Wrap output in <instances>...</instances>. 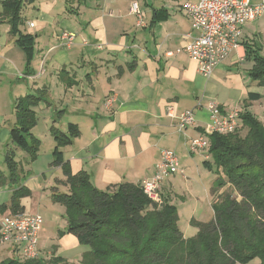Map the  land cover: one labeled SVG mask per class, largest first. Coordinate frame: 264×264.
I'll return each instance as SVG.
<instances>
[{
    "label": "crops",
    "instance_id": "0c3cea01",
    "mask_svg": "<svg viewBox=\"0 0 264 264\" xmlns=\"http://www.w3.org/2000/svg\"><path fill=\"white\" fill-rule=\"evenodd\" d=\"M132 2H137L143 14V28L136 26V17L129 11ZM197 2L33 0L23 6L19 26L22 34L33 38L28 64L24 51L10 34L8 20L0 18V147L16 149L10 144L16 104L25 96L37 97L31 107L35 124L30 133L39 146L34 160L25 154V170L32 168L27 175L37 167L45 144L53 153L54 135L61 133L70 139L59 147L69 171L84 172L93 187L104 191L120 183L139 185L150 179L164 149L175 153L179 168L183 160L184 170L192 161L196 163L199 154L209 159L207 150L192 152L190 143L211 122L207 109L210 103L217 104L222 113H243L246 107L261 121L252 112L254 102L247 100L252 88L239 71L232 72L246 64L245 25L240 46L209 78L199 74L196 63L185 53L166 55L186 44V34H199L191 28L183 9L185 4ZM64 32L74 36L69 48L61 40ZM85 42L87 45H83ZM262 97L259 101L264 100ZM108 98H112L110 104L106 103ZM185 111L193 112L194 122L180 132L178 117ZM39 122L44 123L47 134L39 132ZM69 124L76 127L77 133L69 131ZM49 168L54 174L46 186H41L35 175L26 181L22 175L17 188L13 187L16 184H8L10 199L22 186L30 191L29 197L19 201L22 212H26L24 202L31 201L41 187L68 191L62 167ZM160 192L166 198L164 184ZM10 199L0 205V219L18 213L9 209Z\"/></svg>",
    "mask_w": 264,
    "mask_h": 264
},
{
    "label": "trees",
    "instance_id": "16d2710c",
    "mask_svg": "<svg viewBox=\"0 0 264 264\" xmlns=\"http://www.w3.org/2000/svg\"><path fill=\"white\" fill-rule=\"evenodd\" d=\"M32 1H1L0 18L8 20L10 34L24 51L27 64L32 57L33 38L22 34L19 26L23 6ZM245 60L252 62L248 72L251 79L264 86V58L246 45ZM261 98L259 93L247 95L250 102ZM37 101L34 96L18 100L10 129V144L30 161L35 159L39 146L30 133L35 124L31 107ZM240 120L238 126L246 129L244 136L236 133L239 127L232 134L209 136V159L202 165L215 174L210 193L213 217L207 223H194L197 233L191 238H185L179 230L177 209L162 194L158 207L139 185L120 183L100 191L84 172L72 174L59 149L70 139L55 133L50 166L62 167L68 191L54 190L51 200L66 209L67 233L89 247L83 254V264H246L254 258L264 264V122L246 107ZM68 128L77 133L74 125ZM14 160L15 151L8 148L4 155L7 175L0 171V187L18 182L22 166ZM226 186L230 189L222 192ZM29 195L26 187L18 188L11 196L9 209L21 213L19 201ZM1 264L71 263L55 257L46 262L35 258Z\"/></svg>",
    "mask_w": 264,
    "mask_h": 264
},
{
    "label": "built area",
    "instance_id": "2783aa9c",
    "mask_svg": "<svg viewBox=\"0 0 264 264\" xmlns=\"http://www.w3.org/2000/svg\"><path fill=\"white\" fill-rule=\"evenodd\" d=\"M183 9L197 36L186 34V44L175 51L167 52V56L185 53L197 65L201 76L209 78L216 67L240 46L242 27L255 21L264 11V0L252 4L251 0H198L195 4H185ZM129 11L136 17V26H145L143 14L137 2H132ZM63 45L69 48L74 43V36L64 32L61 36ZM83 45H87L85 42ZM1 60V56H0ZM112 98L106 103L110 104ZM211 122L204 133L190 143L192 152L205 151L209 145V136L213 134H232L239 125L240 113L237 110L222 113L219 106L210 103L207 106ZM171 109L166 110L170 115ZM193 112L185 111L178 117V130L183 132L193 124ZM182 173L179 169L178 158L174 152L161 150L160 160L156 165L154 175L139 184L144 195L153 203L161 199L160 185L169 176ZM43 224L39 214L26 212L16 213L0 219V244L13 250L14 255H21L23 260L38 257V228Z\"/></svg>",
    "mask_w": 264,
    "mask_h": 264
},
{
    "label": "rangeland",
    "instance_id": "374dc122",
    "mask_svg": "<svg viewBox=\"0 0 264 264\" xmlns=\"http://www.w3.org/2000/svg\"><path fill=\"white\" fill-rule=\"evenodd\" d=\"M243 39L246 40L247 45L251 49L256 50L259 56L264 58V11L255 21L247 23L243 27ZM251 69L252 62L246 61L245 65L236 68V70L232 69V72L239 71L252 88L251 93L264 95V86L253 81L249 76L248 72ZM252 112L258 114L261 117L260 120L264 122L263 99L253 103ZM38 130L41 133L47 134L46 126L43 122H39ZM245 132L246 129L241 126L236 133L244 136ZM7 149L6 145L0 147V171L4 173L7 172V166L4 163V155ZM14 151V161L21 164L23 172L20 173V179L13 187L17 188L19 186L22 175L23 181L35 175L38 177L40 185L46 186L49 178L54 174L49 168L52 150L49 153L48 145L45 144L41 148V156L37 161V167L33 168V173L30 175H27V171H32V168L28 167L25 170L26 162H28V159H26L27 156L17 148ZM188 159L190 160V157ZM204 161V156L199 154V157L195 159L196 163L192 161L190 167L184 170L181 166L184 162L180 160L179 169H182L183 174L169 175L161 182L167 188L168 194L166 199L177 209L178 228L185 238H191L196 235L197 229L194 223H207L213 217L210 193L212 192L211 186L215 179V174L213 170L211 172L203 167L202 164ZM43 175L45 176L44 178ZM40 189L38 193L32 196L31 201L24 202L26 213L39 214L43 219V224L38 228L37 239L39 254L37 258L46 262L51 258L61 257L71 264H83V254L89 250V247L79 244L73 234L67 233L66 209L61 204L52 202L51 194L54 191L52 187L49 186L47 189L41 187ZM229 189L230 187L226 186L222 189V192H227ZM60 191L64 192L65 190L63 188ZM10 195V186L8 184L0 187V205L8 203ZM233 196L237 197L235 193H233ZM160 202L155 204L159 207L162 204V201ZM11 260L17 262L26 261L19 254L13 256V252L8 246L0 245V264L4 261ZM246 264H259V259L254 258Z\"/></svg>",
    "mask_w": 264,
    "mask_h": 264
}]
</instances>
